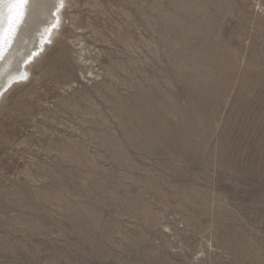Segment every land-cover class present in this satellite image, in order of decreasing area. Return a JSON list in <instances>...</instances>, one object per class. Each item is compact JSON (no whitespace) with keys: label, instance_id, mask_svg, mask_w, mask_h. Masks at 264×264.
Segmentation results:
<instances>
[{"label":"rangeland","instance_id":"374dc122","mask_svg":"<svg viewBox=\"0 0 264 264\" xmlns=\"http://www.w3.org/2000/svg\"><path fill=\"white\" fill-rule=\"evenodd\" d=\"M0 97V264H264V0H66Z\"/></svg>","mask_w":264,"mask_h":264},{"label":"bare ground","instance_id":"6f19581e","mask_svg":"<svg viewBox=\"0 0 264 264\" xmlns=\"http://www.w3.org/2000/svg\"><path fill=\"white\" fill-rule=\"evenodd\" d=\"M66 0H0V97L23 82L52 40Z\"/></svg>","mask_w":264,"mask_h":264},{"label":"snow or ice","instance_id":"6c2138e0","mask_svg":"<svg viewBox=\"0 0 264 264\" xmlns=\"http://www.w3.org/2000/svg\"><path fill=\"white\" fill-rule=\"evenodd\" d=\"M21 2H22L23 4H27V3H28V0H21Z\"/></svg>","mask_w":264,"mask_h":264}]
</instances>
